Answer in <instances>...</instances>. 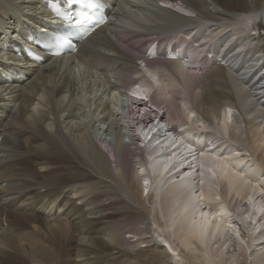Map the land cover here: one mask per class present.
I'll return each mask as SVG.
<instances>
[{
    "label": "bare ground",
    "instance_id": "1",
    "mask_svg": "<svg viewBox=\"0 0 264 264\" xmlns=\"http://www.w3.org/2000/svg\"><path fill=\"white\" fill-rule=\"evenodd\" d=\"M107 1L116 23L75 54L24 69L0 56V69L13 75L0 77V264H264V110L254 108L260 103L245 83L258 82L260 67L244 65L264 55V0ZM39 2L0 0V52L12 54L18 25L50 24ZM137 34L187 37L196 54L144 66V76L139 42L130 41ZM224 38L226 65L197 83L202 74L193 77L189 67ZM132 74L144 82L128 92ZM219 77L229 92L212 88ZM190 89L179 103L173 98ZM150 91L168 104V118L134 140L131 99ZM175 125L177 134L167 133ZM198 128L219 139L194 152L185 138ZM150 197L152 208L144 206ZM129 203L145 215L141 233L127 229ZM144 237L158 255L131 260Z\"/></svg>",
    "mask_w": 264,
    "mask_h": 264
},
{
    "label": "rangeland",
    "instance_id": "2",
    "mask_svg": "<svg viewBox=\"0 0 264 264\" xmlns=\"http://www.w3.org/2000/svg\"><path fill=\"white\" fill-rule=\"evenodd\" d=\"M126 0H116V3L117 4H119V3H124ZM218 8H220V9H222L221 7H219L218 6ZM217 8V9H218ZM224 13H227V12H225V11H223ZM149 35H146V34H137L135 37H133V40H130V41H137V42H139L138 43V49H139V47L141 48V44L142 43H144L145 41L144 40H146L147 38H149L148 37ZM204 74H206V77L205 78H208V72H205ZM204 74L202 75V77L204 76ZM224 76V75H223ZM222 77V76H221ZM221 77H219V78H221ZM201 79V78H200ZM200 79L199 80H197V83H204L205 81H204V77L202 78V80L200 81ZM218 79V78H217ZM223 79H224V82H225V80H226V82L224 83H222V81H223ZM219 81V82H218ZM208 83V79H206V83L205 84H207ZM217 83L218 84H216V85H214L212 88H214V89H222V90H224V91H228L229 92V88H230V83H229V81H227V78L226 77H223V78H221V81L220 80H217ZM201 84V85H202ZM226 86H225V85ZM204 85V84H203ZM219 85V86H218ZM207 86V85H206ZM225 87H227V88H225ZM190 92H191V94L192 93H195L194 91H192L191 89L189 90V93L187 92V94H184L185 92H180V93H176V94H174L173 95V98L174 99H176V101L179 103L180 102V99L181 98H187V97H190L191 96V94H190ZM247 93V92H246ZM184 96V97H183ZM225 99H227V98H225ZM225 99H223V100H225ZM159 99H156V101H158ZM162 101H163V99H161ZM218 102H219V98H217V96H215V104H218ZM164 103V102H163ZM164 104H166L167 105V103H164ZM168 106V105H167ZM204 107H206V105L205 104H202L201 105V107H199L200 109L199 110H201V109H203ZM254 108L255 109H257L258 111H260V108L258 107V106H254ZM207 115V117L208 118H210V120H212L213 121V114L211 115V113H208V114H203L202 116L204 117V119L206 120V119H208L207 117L205 118V116ZM202 131H206V130H204V129H202V128H200ZM212 133H213V136H214V138L216 139V140H218L219 139V137L215 134V132H214V130L213 129H209ZM209 130L208 131H206V132H209ZM135 152H137V151H135ZM133 156H135V155H133ZM132 157V155L130 156V158ZM143 157H145V158H147V156H146V154L145 153H143ZM138 160V158H136V157H134V159H133V163L136 165V161ZM135 167V166H134ZM134 184V185H133ZM133 184H132V190H133V193L135 194V195H137L138 196V193H137V190H136V188H137V185H136V183L135 182H133ZM139 198V197H138ZM143 199V198H142ZM150 199H152V200H150ZM143 200H145V202H144V206L146 205L147 207H149L150 206V204H153V202H154V200H153V198H144ZM152 201V202H151ZM140 202V201H139ZM125 203H126V201L125 200H123L122 201V204H123V206L125 205ZM128 207H130V208H128ZM128 207H125V211H126V214L124 215V218H125V220H126V222L125 223H129L130 222V224L128 225V228L127 229H129V230H131V231H133V232H135V233H141L142 232V228H141V221L143 220V218L145 219V215H144V213H143V211L139 208V206H137L135 203H129L128 204ZM151 208H152V205L150 206ZM156 214V213H155ZM152 215H153V213L150 215V217H152ZM159 215V214H158ZM137 219V220H136ZM124 220V221H125ZM158 222L160 223V224H163L162 223V219L160 218V217H158ZM133 225V226H132ZM127 235V234H126ZM153 235V234H152ZM133 237V234L132 235H129L128 237ZM148 237H149V235H147ZM148 237H144V239H145V241H146V244H140L139 246H141L140 248L141 249H139V252L137 253V256H135V255H133V254H135V253H132V255H131V260H133L134 261V259H139V258H147V259H149V258H151V260L153 259V258H155L157 255H158V250H156L155 248H154V246H152V243H149V242H151L150 240L151 239H148ZM156 237V236H155ZM135 238L133 237V241H135L134 240ZM129 246V245H128ZM129 248L131 249V251L132 252H134V250H136V246H134V245H131V246H129ZM176 254V253H175ZM152 255V256H151ZM187 255V257L189 258V257H191V255H190V253H182V256L184 257V256H186ZM135 256V257H134ZM193 262H195V263H198V262H196V261H194V260H192Z\"/></svg>",
    "mask_w": 264,
    "mask_h": 264
},
{
    "label": "snow or ice",
    "instance_id": "3",
    "mask_svg": "<svg viewBox=\"0 0 264 264\" xmlns=\"http://www.w3.org/2000/svg\"><path fill=\"white\" fill-rule=\"evenodd\" d=\"M82 2H83V0H82ZM87 2L90 4V6H92V0H87ZM54 43H55L58 47H60V48H63V47H65V46H67V47L72 48V50H75V48H74V46L72 45L71 41H69L66 37H64V38H60V39H57ZM133 95L136 96L137 93L134 92ZM139 98H140V99H144V100H146V99H147V96H140ZM161 127H162V126H161ZM153 131H155V129H153ZM201 155L203 156L204 153H201ZM146 183H147V182H146ZM201 184H203V181H201ZM201 199H202V197H201ZM217 199H218V198H217ZM204 215L207 216V213H204ZM231 227H232V226L229 225V228H231Z\"/></svg>",
    "mask_w": 264,
    "mask_h": 264
}]
</instances>
